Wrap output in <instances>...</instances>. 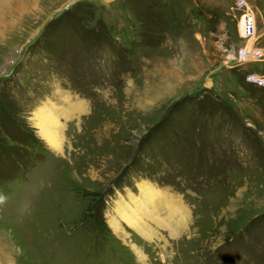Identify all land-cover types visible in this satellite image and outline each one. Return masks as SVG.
I'll return each instance as SVG.
<instances>
[{"label": "rangeland", "instance_id": "obj_1", "mask_svg": "<svg viewBox=\"0 0 264 264\" xmlns=\"http://www.w3.org/2000/svg\"><path fill=\"white\" fill-rule=\"evenodd\" d=\"M245 1L246 41L234 0H0V264H264V88L245 80L264 0Z\"/></svg>", "mask_w": 264, "mask_h": 264}, {"label": "bare ground", "instance_id": "obj_2", "mask_svg": "<svg viewBox=\"0 0 264 264\" xmlns=\"http://www.w3.org/2000/svg\"><path fill=\"white\" fill-rule=\"evenodd\" d=\"M5 2V0H2V2L1 3H4ZM246 51V54H245V57H246V60H248V61H251L250 59L253 57V58H255L254 56H259V53H260V51H258V49H256V48H252V50L250 51L249 49H246V48H244L243 49V52H245ZM264 55V54H263ZM262 55V56H263ZM257 59V58H256ZM163 89V88H162ZM80 104H77V107L79 106ZM80 107V106H79ZM48 113H50V112H48ZM47 113V115H45L43 112H36V113H34V116H35V120L37 121V126L39 127V131H40V133L42 134V136L43 137H45L46 138V140H47V142H48V144H49V146L50 147H52L53 149H55V150H57V151H60V147H61V145H62V142H63V136H62V126H61V124H60V122H59V120H58V117L57 116H53L52 114H48ZM58 113V112H57ZM55 115V114H54ZM58 115V114H57ZM36 124V123H35ZM60 134V135H59ZM44 139V138H43ZM145 182H143V183H139V188L141 189V191L142 190H144V192L145 191H150V188H149V186L148 185H146V184H144ZM152 186V185H151ZM156 188V187H155ZM139 190V189H138ZM153 190H154V188H153ZM160 193H162V192H160ZM145 196V195H144ZM137 198V197H136ZM158 198H160V197H158ZM157 198V199H158ZM166 198V197H165ZM148 200V199H147ZM146 200V201H147ZM164 200V199H163ZM165 200H167V199H165ZM138 201V200H137ZM141 201V200H140ZM145 201V200H144ZM169 201V200H168ZM120 203H119V206H121L122 208H124V210H126L127 211V209H128V204H127V202L125 201H119ZM170 202V201H169ZM149 203V202H148ZM138 204V203H137ZM156 206L158 205V204H155ZM155 205H153V204H151V206L149 207V216L151 215H153V213H156L158 210V206L157 207H155ZM171 205V204H170ZM117 206V205H116ZM178 206V205H177ZM139 207L141 208V206L139 205ZM170 207V206H169ZM118 208V207H117ZM148 208L146 207V210H147ZM177 209H178V207H177ZM152 210V211H151ZM174 210H175V206H174ZM173 210V211H174ZM179 210V209H178ZM117 211V210H116ZM125 212V211H124ZM137 212V211H136ZM136 212H128V214L127 215H125L126 217H124L123 218V221H126V222H129L130 224L132 223V224H141V216L142 215H144L143 214V212H142V215L140 216V217H138V214L136 215L135 213ZM179 212V211H178ZM156 215H157V213H156ZM170 215V214H169ZM148 216V215H147ZM172 216V215H171ZM129 218H130V220H129ZM132 219V220H131ZM146 220V219H145ZM111 223H113L112 224V227H114V229L113 230H115L116 232L119 230V227L117 228V222H115L114 220H112L111 221ZM120 225V224H119ZM127 225H129V224H127ZM131 226V225H130ZM127 227V226H126ZM140 227H142V226H140ZM135 229H137L138 227H137V225L134 227ZM121 229V228H120ZM138 252V251H137Z\"/></svg>", "mask_w": 264, "mask_h": 264}, {"label": "built area", "instance_id": "obj_3", "mask_svg": "<svg viewBox=\"0 0 264 264\" xmlns=\"http://www.w3.org/2000/svg\"><path fill=\"white\" fill-rule=\"evenodd\" d=\"M234 7L238 10V18H237V29L239 37L242 39H252L256 33V24L255 17L253 13L252 7L245 0H234ZM251 40V41H252ZM246 51L243 50L240 52L239 62L248 61L245 57ZM255 74V75H253ZM245 80L254 83L257 86L264 88V73H247L245 75Z\"/></svg>", "mask_w": 264, "mask_h": 264}]
</instances>
